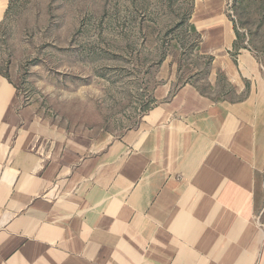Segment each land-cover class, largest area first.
<instances>
[{"label": "crops", "instance_id": "0c3cea01", "mask_svg": "<svg viewBox=\"0 0 264 264\" xmlns=\"http://www.w3.org/2000/svg\"><path fill=\"white\" fill-rule=\"evenodd\" d=\"M10 2L0 0V22ZM202 9L218 17L199 20L207 42L234 47L221 5ZM222 59L244 90L254 58L243 52L238 67ZM250 89L243 100L215 101L188 85L166 118H142L111 143L31 114L0 73V264H264L255 221L264 97Z\"/></svg>", "mask_w": 264, "mask_h": 264}, {"label": "rangeland", "instance_id": "374dc122", "mask_svg": "<svg viewBox=\"0 0 264 264\" xmlns=\"http://www.w3.org/2000/svg\"><path fill=\"white\" fill-rule=\"evenodd\" d=\"M207 1L221 5L238 32L234 47L207 42L199 20L217 17L197 12ZM243 52L254 60L241 90L220 59L238 67ZM0 73L31 114L88 127L112 143L142 118H166L167 103L171 110L188 85L215 101L243 100L251 86L264 97V0H15L0 22ZM260 210L255 221L264 231Z\"/></svg>", "mask_w": 264, "mask_h": 264}, {"label": "trees", "instance_id": "16d2710c", "mask_svg": "<svg viewBox=\"0 0 264 264\" xmlns=\"http://www.w3.org/2000/svg\"><path fill=\"white\" fill-rule=\"evenodd\" d=\"M14 1H15V0H11V2H10V4H9V7H8V8H10V7L13 5ZM236 34H237V39H238V38H239V36H238V32H237Z\"/></svg>", "mask_w": 264, "mask_h": 264}, {"label": "bare ground", "instance_id": "6f19581e", "mask_svg": "<svg viewBox=\"0 0 264 264\" xmlns=\"http://www.w3.org/2000/svg\"><path fill=\"white\" fill-rule=\"evenodd\" d=\"M228 37V36H227Z\"/></svg>", "mask_w": 264, "mask_h": 264}]
</instances>
